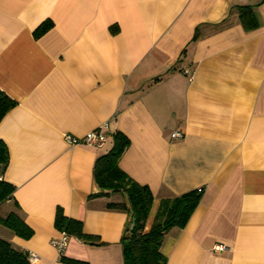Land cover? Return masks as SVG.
<instances>
[{
    "label": "crops",
    "instance_id": "0c3cea01",
    "mask_svg": "<svg viewBox=\"0 0 264 264\" xmlns=\"http://www.w3.org/2000/svg\"><path fill=\"white\" fill-rule=\"evenodd\" d=\"M0 90L16 101L0 121L15 188L0 208L33 230L0 237L32 264H69L50 242L57 208L100 240L70 236L65 259L123 264L130 217L107 204L126 196H98L93 176L116 131L130 140L120 168L154 197L146 230L162 198L203 188L164 237L166 264H264V0H0ZM93 130L101 149L64 137Z\"/></svg>",
    "mask_w": 264,
    "mask_h": 264
},
{
    "label": "trees",
    "instance_id": "16d2710c",
    "mask_svg": "<svg viewBox=\"0 0 264 264\" xmlns=\"http://www.w3.org/2000/svg\"><path fill=\"white\" fill-rule=\"evenodd\" d=\"M240 21L247 30L257 27L256 16L249 6H239ZM51 22L46 20L34 34L37 37ZM16 101L0 90V121L4 115L15 106ZM129 138L122 132L112 134V145L103 154L99 155L93 166V176L99 189L98 196H109L111 193H123L124 202H109L107 207L126 211L129 222L121 237L123 264H166V257L161 247L165 235L174 227L182 228L188 222L194 209L199 204L203 188L188 190L182 194L162 198L157 206L154 218L148 230L146 222L153 203V194L145 184H140L125 173L119 166V160L129 146ZM9 161L7 146L0 139V207L12 200L14 185L2 177V173ZM17 207V203H14ZM0 224L15 235L29 238L33 230L23 221L15 210L7 215H0ZM55 227L69 236H75L89 243H100L97 236L87 234L82 229L79 220L66 217L61 208H57L54 219ZM69 264H87L80 260L65 259ZM0 264H32L29 254L25 250L15 248L11 242L0 237Z\"/></svg>",
    "mask_w": 264,
    "mask_h": 264
},
{
    "label": "built area",
    "instance_id": "2783aa9c",
    "mask_svg": "<svg viewBox=\"0 0 264 264\" xmlns=\"http://www.w3.org/2000/svg\"><path fill=\"white\" fill-rule=\"evenodd\" d=\"M172 138H181L183 136V133L179 130H176L172 132L171 134ZM65 140L70 146H75L80 142H83L87 144L88 146H91L96 149H101L107 140V135L103 132H100L99 130H93L91 132H88L84 136H74L72 134H65ZM69 235L65 232H62V234L57 237L51 239V244L56 248L58 251L59 257L63 255V250L68 242ZM222 245L216 246V249H222ZM29 254V253H28ZM34 255L31 253L29 254V257H33Z\"/></svg>",
    "mask_w": 264,
    "mask_h": 264
},
{
    "label": "rangeland",
    "instance_id": "374dc122",
    "mask_svg": "<svg viewBox=\"0 0 264 264\" xmlns=\"http://www.w3.org/2000/svg\"><path fill=\"white\" fill-rule=\"evenodd\" d=\"M3 214V209L2 208H0V215H2Z\"/></svg>",
    "mask_w": 264,
    "mask_h": 264
}]
</instances>
